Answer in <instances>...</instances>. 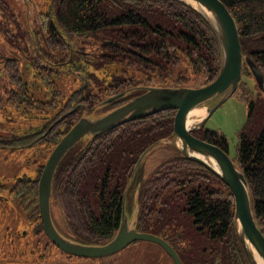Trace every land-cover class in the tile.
Returning <instances> with one entry per match:
<instances>
[{
    "label": "trees",
    "instance_id": "obj_1",
    "mask_svg": "<svg viewBox=\"0 0 264 264\" xmlns=\"http://www.w3.org/2000/svg\"><path fill=\"white\" fill-rule=\"evenodd\" d=\"M220 1L234 18L239 33L244 63L234 95L248 106L247 122L237 135L234 159L222 133L204 127L194 135L222 149L242 172L256 225L264 234V0ZM42 18L47 19L43 28L49 26L51 34V38L46 34L48 50L60 55L61 61L66 64L72 56L74 61L88 45L97 62L91 63L92 69L107 70V77L111 75L109 80L92 79L66 97L58 89L59 73H51L54 77L45 81L52 88L51 101L62 103L61 113L79 102L80 96H86L88 111L97 117L102 115L97 114L99 111L112 106L101 108L103 101L124 91L135 89L123 98L126 100L142 92L137 88L193 87L200 79L206 85L220 71V48L211 27L195 10L177 1L53 0ZM87 61L85 57L83 62ZM6 68L12 95L6 100L1 96L0 104L21 109L23 114L44 113L39 109L41 101L31 96L17 61ZM253 68L263 78L262 90L254 80ZM37 69L33 66L32 71L36 73ZM243 78L251 81L257 99ZM41 106L49 108L50 103ZM174 115V111H162L80 141L64 157L54 176L50 201L53 221L58 223L60 234L72 242L105 245L120 227L126 204L123 198L127 201L137 191L139 219L147 225L154 220L174 227V236L186 239L180 256L187 257V264H250L236 232L231 193L213 174L179 153L173 133ZM79 117L71 115L70 125ZM155 154L163 158L148 173ZM24 191L23 186L16 185L14 192L20 193L17 201L21 204L28 202ZM30 200L29 219L38 234L42 227L33 186ZM52 249L47 243L31 256L46 263ZM0 254L15 262L25 259L23 251L8 249Z\"/></svg>",
    "mask_w": 264,
    "mask_h": 264
},
{
    "label": "water",
    "instance_id": "obj_2",
    "mask_svg": "<svg viewBox=\"0 0 264 264\" xmlns=\"http://www.w3.org/2000/svg\"><path fill=\"white\" fill-rule=\"evenodd\" d=\"M173 1L183 3L195 10L211 27L221 54V67L217 78L213 82L199 87L137 88L142 91L141 95L105 114L97 117L84 114L55 146L43 167L37 193L43 232L52 245L69 256L104 259L121 252L134 242L143 241L160 245L170 256L173 264H181L178 255L164 241L153 235L139 234L134 229H129L128 217L124 209L122 224L115 237L105 245L90 246L72 242L62 236L51 219L50 206L56 171L64 157L80 141L96 138L123 124L171 110L175 112L173 133L175 146L179 153L186 160L205 168L226 186L233 197L234 224L246 257L250 264H264V234L256 225L250 192L244 175L227 153L216 145L194 135L195 132L201 131L212 114L236 93L240 84L244 60L236 22L220 0ZM253 75L262 90L263 78L257 68H253ZM133 90L135 89L106 99L100 104V107L105 108L113 105L131 94ZM211 101L214 102L211 103ZM209 102L211 104L206 106ZM194 109L202 111L205 109L207 114L203 120L193 123L194 125L191 127L192 122L188 121V117ZM139 163L140 160L136 167Z\"/></svg>",
    "mask_w": 264,
    "mask_h": 264
},
{
    "label": "rangeland",
    "instance_id": "obj_3",
    "mask_svg": "<svg viewBox=\"0 0 264 264\" xmlns=\"http://www.w3.org/2000/svg\"><path fill=\"white\" fill-rule=\"evenodd\" d=\"M53 0H0V59L10 55L11 51H17L18 48H27L26 45L31 43L39 44V40L43 35V22L40 18L47 14ZM40 15H42L40 17ZM41 41V40H40ZM88 45L84 46V51H89ZM22 65V64H21ZM65 67H61L64 72ZM25 82L28 83L31 96L38 101H41L40 106L44 101L50 98V89L47 85L32 80L29 74L22 75ZM58 78V79H57ZM55 79L58 85L59 91L68 96L73 91L81 88V78H73L65 75L64 73ZM248 82V85L253 92L255 99L258 98L257 93L251 84V81L243 78ZM8 81L4 78L3 82L0 80V86L9 87ZM2 83H4L2 85ZM193 87H199L202 84L200 79L194 82ZM48 89V90H47ZM50 95V96H49ZM5 96V95H4ZM42 107V106H41ZM201 110V109H198ZM205 110V109H204ZM204 112V111H202ZM205 114L207 111L205 110ZM29 115V114H28ZM31 116V115H29ZM248 116V106L246 102L241 98L233 95L223 105H221L208 119L205 128L209 130H216L222 133L228 142L229 156L234 159L236 156V149L238 144V133L241 128L246 124ZM199 122V121H196ZM194 122V123H196ZM41 125V121L37 119H23L20 112L15 110H0V136L6 134L16 135L18 137H25L26 134L33 131V128ZM193 123L191 127H193ZM46 150L42 156L36 151L44 150L38 147H27L24 149L9 150L0 148V180L6 184L7 181H11L14 177L28 176L34 177L42 171L46 159H48L49 147H43ZM49 148V149H48ZM163 155L155 154L149 162L148 170L153 171L156 167V163L161 161ZM6 197V193L4 195ZM4 207L5 205L2 204ZM29 210L20 209L15 210H2L0 212V253L3 251L22 252L24 240L21 241V246L15 244L16 230L19 227L27 228V217ZM136 217V211H134L130 218V223ZM189 237V236H187ZM41 236L29 237L26 239V243L31 244V250L35 252L41 251L45 242L41 241ZM32 260V259H31ZM70 261L64 256L60 257L58 253L55 257L50 259L48 263H65ZM37 262V260H35ZM105 264H171L166 256L162 253L161 249L152 243L138 241L135 247L128 246L121 252L104 258Z\"/></svg>",
    "mask_w": 264,
    "mask_h": 264
},
{
    "label": "flooded vegetation",
    "instance_id": "obj_4",
    "mask_svg": "<svg viewBox=\"0 0 264 264\" xmlns=\"http://www.w3.org/2000/svg\"><path fill=\"white\" fill-rule=\"evenodd\" d=\"M43 22L42 25H45L47 22V19H43L42 17L40 18ZM43 35H42V39L39 40V44L36 40V43H31L29 46L26 45L25 47L27 48H18L17 51H11L10 55L7 57H3L0 59V80H2L5 78L8 82L9 85V79L7 76V68L6 66L9 63H13V61H17V65H18V69L20 70L21 75H27L29 74L30 77H32V80H35L37 82L40 83V86L42 84L46 85V81L45 78H51L54 77L51 76V73L54 72H58L60 76V74H65L69 77L73 78V82L77 81L74 80L75 77H80L81 78V87H85L88 84V81H91L92 79H97V80H109L111 75H108L109 77H107V70H94L93 65H91V63H97L96 61H93V58L95 57H91V50H93V48H90L89 51H83V54H76V57L74 58L75 60L73 61V56L72 58H70L68 60V62H63L60 60V55H58L56 52L52 51V50H48V45L46 44V34L49 36V38H51V34H49V26L47 28H43ZM75 44V43H74ZM73 45V43H72ZM54 52V54L52 53ZM78 50L76 49L77 53ZM74 53V50L71 51V54ZM1 56V55H0ZM85 57H88L87 63H84L83 61L85 60ZM72 63L73 66L71 67L70 65ZM22 64V65H21ZM65 64V65H64ZM33 66H37L38 69L36 71V73L34 71H32ZM61 67H65L64 68V72L63 69H61ZM92 73V75H90V73ZM54 81V80H53ZM55 82V81H54ZM4 83H2L3 85ZM49 87V86H48ZM11 86L9 85V87H2L0 86V97L3 96L2 99L6 100L7 97L11 96L12 93L9 92V90H11ZM50 98L47 101H44L43 103H50V107L49 108H42L41 106H39V109L41 110H45L44 113H41L40 115H31L29 116L28 113L27 114H23V110L21 109H15V108H11V107H7L5 104L3 105L0 104V110H15V111H19L21 118L23 119H37L39 121H41V125H39L38 127L33 128V131L26 134L25 137H18V136H14L10 135L9 133L4 135V136H0V148H5V149H9V150H16V149H24L27 147H38L42 148L43 147H49L51 150H49V155L51 154L52 150L55 148V146L59 143V141L62 139V137L78 122V120L76 122H74V124H72V126L70 125V121H69V117L71 115H73L74 113L79 114L80 117L79 119L86 114V116H90L93 115L90 113V111H88L87 108L89 106V101H87V99L83 96H80V100L79 102H77L74 106L70 107L65 113H61V108H62V103L58 104V103H53L51 101V98L53 97L52 95V88H50ZM48 90V89H47ZM79 90L77 89L75 92H78ZM74 92V91H73ZM73 92L71 93V95H73ZM142 92L139 94L141 95ZM5 95V96H4ZM132 96L130 98H127L126 100H123L121 102L115 103L114 105L99 111V113L97 114H105L108 111L119 107L120 105H123L125 103H127L128 101H130L131 99L139 96ZM113 97V96H111ZM85 98V99H84ZM110 98V97H109ZM108 99V98H107ZM83 100L86 101V103L82 102ZM80 106V107H78ZM86 106V107H85ZM85 107V112H82L81 108ZM48 109V111H47ZM72 110H74L72 113H70L69 115H67L69 112H71ZM80 110V112H79ZM67 115V117H65ZM95 115V114H94ZM67 129V130H66ZM48 148V149H49ZM44 149V148H42ZM42 151V156L45 154L46 150H39L36 151L35 155H37V153L41 154ZM48 155V157H49ZM47 160V159H46ZM46 163V161H45ZM45 165V164H44ZM41 170H43L41 168ZM42 171H39V173H37L36 176L34 177H28V176H19V177H14L11 181H7V183L5 184L2 181V178L0 180V212L2 210H15V212H17V210L22 209H27L29 210V214L27 217V228L25 227H19L16 230V239L17 241H15V244L17 246H21L20 243L22 240H24V245H23V252L25 259H23L22 262H15L12 260H8V257L2 256L0 254V264H105L103 261L104 259H84V258H78L75 256H69L67 254H64L63 252H61L59 249H57L54 245H52V243L48 240V238L46 237V235L43 232V228L41 230V232H39L38 234H35V232L32 229L31 223H30V215H31V211H32V206H31V202L33 200H30V189L33 186L36 189V207L38 208V199H37V193H38V185H39V179L41 176ZM148 173H150L148 171ZM19 184L21 186L24 187V192L28 198V202L21 204L20 202L17 201V199L21 196L20 193L15 194V190H16V185ZM20 188V187H19ZM6 193V197H4ZM140 198H139V194L137 195V191L134 193V196H132L131 198H129L127 201H124L123 198V203L126 202L125 204V212L126 215L128 217V226L129 229H134L136 231V233L139 234H150L153 235L159 239H161L162 241H164L177 255L178 258L180 259L181 264H187L186 263V258L185 256H180L182 250H184L185 247V241L186 239H182L181 235H177L174 236L173 234V228L170 225L167 224H159L158 222L152 220L150 221L149 225H147L146 223H143L139 217H138V207H137V201L138 204ZM135 201V202H134ZM4 204L5 207L2 205ZM28 206V207H27ZM124 209V208H123ZM136 211V217L135 219H133L130 223V218L132 213ZM40 217V215H39ZM122 218H123V211H122ZM51 219L53 221L52 218V214H51ZM41 221V219H40ZM54 226L57 229V231L59 232V228H58V223L54 222ZM121 224H122V219H121ZM120 224V226H121ZM41 227H42V222H41ZM120 228V227H119ZM119 230V229H118ZM60 233V232H59ZM41 236V241L45 242L44 244L49 243L50 246L53 247L52 249V253H51V259L52 257H55V254L58 253V255L60 257L64 256L65 258L69 259L70 261L65 262V263H48V262H43V263H39V262H35L31 253H35V251L31 250V244L26 243V239H28L29 237H38ZM189 238V237H187ZM185 240V241H184ZM188 240V239H187ZM143 242V241H142ZM150 243V242H148ZM43 244V246H44ZM138 244V242H134L132 244H130L129 246L135 247V245ZM154 244V243H152ZM157 245L162 253L164 254V256L167 257V259L171 262V264H173V261L171 260L170 256L166 253V251L158 244ZM40 249L42 251L43 249ZM185 253H183L184 255ZM6 259V260H5ZM32 259V260H31Z\"/></svg>",
    "mask_w": 264,
    "mask_h": 264
},
{
    "label": "bare ground",
    "instance_id": "obj_5",
    "mask_svg": "<svg viewBox=\"0 0 264 264\" xmlns=\"http://www.w3.org/2000/svg\"><path fill=\"white\" fill-rule=\"evenodd\" d=\"M204 117H205V111L202 112V110L194 109L193 111L190 112L188 121L194 123L196 121L203 120Z\"/></svg>",
    "mask_w": 264,
    "mask_h": 264
}]
</instances>
